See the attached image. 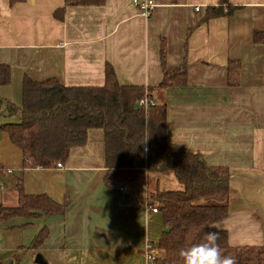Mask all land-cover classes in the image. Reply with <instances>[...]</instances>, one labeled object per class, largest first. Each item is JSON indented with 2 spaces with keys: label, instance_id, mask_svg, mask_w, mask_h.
Wrapping results in <instances>:
<instances>
[{
  "label": "crops",
  "instance_id": "0c3cea01",
  "mask_svg": "<svg viewBox=\"0 0 264 264\" xmlns=\"http://www.w3.org/2000/svg\"><path fill=\"white\" fill-rule=\"evenodd\" d=\"M150 1L155 6L144 16L132 0L94 5L0 0V65L9 69V81L0 84V125L20 121L9 105L20 106L25 76L101 86L110 64L120 85L152 88L151 99L166 104L170 143L202 153L209 165L229 168L228 215L216 222L231 246H262L264 0ZM219 4L223 14L205 19L206 8ZM60 8L62 19L54 16ZM162 40L166 67L187 64L186 85L156 88L163 77ZM231 61L239 64L233 86L227 80ZM22 163L20 149L0 131V206L17 205L15 185L21 179L25 194H46L65 202L66 210L49 218L13 217L0 221V229L36 223L38 232L46 226L45 241L53 240L52 247L100 263L118 255L139 264L145 243H156L163 231L159 212L144 207L149 194L162 184L179 189L172 173H146L144 179L106 188L102 129L89 130L86 143L71 148L61 167ZM139 182L146 186L143 197L134 193Z\"/></svg>",
  "mask_w": 264,
  "mask_h": 264
},
{
  "label": "trees",
  "instance_id": "16d2710c",
  "mask_svg": "<svg viewBox=\"0 0 264 264\" xmlns=\"http://www.w3.org/2000/svg\"><path fill=\"white\" fill-rule=\"evenodd\" d=\"M23 0H9L11 4ZM103 0H75L80 5L100 4ZM222 4L206 8L205 19L223 14ZM63 8L54 12L62 19ZM162 80L156 87L184 86L187 64L166 67L165 44L160 46ZM239 64L230 62L227 80L238 84ZM101 86H65L56 78L41 81L27 76L22 82L20 106L9 105L10 113L19 112L18 123L0 125L23 157V168L50 167L63 163L71 148L83 146L91 129L103 130L104 165L107 169L104 186L112 189L121 184L144 179L146 173H172L180 189L156 187L149 194L150 204L156 205L164 228L158 241L160 256L151 264H183V249L203 242L209 227L228 215V191L231 178L226 166L209 165L203 154L170 143L166 138V104L144 109L138 101L149 91L143 86L120 85L114 69L105 65ZM9 81V69L0 65V84ZM18 203L0 206V221L13 217L49 218L63 216L66 203H57L46 194L27 195L22 181L15 185ZM48 236L43 226L35 234L30 248L39 249ZM222 257H232L236 264H264V245L231 246L224 229L218 232Z\"/></svg>",
  "mask_w": 264,
  "mask_h": 264
},
{
  "label": "rangeland",
  "instance_id": "374dc122",
  "mask_svg": "<svg viewBox=\"0 0 264 264\" xmlns=\"http://www.w3.org/2000/svg\"><path fill=\"white\" fill-rule=\"evenodd\" d=\"M178 185L179 189L182 188L180 184ZM161 186L166 188L163 184ZM134 187H136L135 190L133 189L134 193L139 192L137 197L139 195L143 197L146 189L144 182H139ZM35 226L38 225L34 223V225H28L26 229L21 230L18 229L21 227L0 229V264H39L34 261L37 254L43 257L46 264H132L131 261L128 262V258H119L118 255H115L113 260L109 258L106 263L82 260L77 255L72 257L70 254L62 252L60 248L52 247L53 240L45 241L39 249L34 250L29 246L38 230L35 231ZM143 254L139 264H149L145 258V252Z\"/></svg>",
  "mask_w": 264,
  "mask_h": 264
},
{
  "label": "clouds",
  "instance_id": "9594fccd",
  "mask_svg": "<svg viewBox=\"0 0 264 264\" xmlns=\"http://www.w3.org/2000/svg\"><path fill=\"white\" fill-rule=\"evenodd\" d=\"M209 227L216 231L206 233L203 242L193 244L181 251L183 264H236L234 258L222 257L221 250L216 243L221 224L216 222Z\"/></svg>",
  "mask_w": 264,
  "mask_h": 264
},
{
  "label": "built area",
  "instance_id": "2783aa9c",
  "mask_svg": "<svg viewBox=\"0 0 264 264\" xmlns=\"http://www.w3.org/2000/svg\"><path fill=\"white\" fill-rule=\"evenodd\" d=\"M134 6L138 7L141 10V14L144 16H148L150 14L151 9L155 6V4L150 0H132ZM195 10H199V7L196 6ZM138 105L147 109L150 106L155 105V102L150 97H147V93L145 92V96H143L139 101ZM56 166L61 167V163H56ZM120 189H124V186L120 187ZM146 211H151L152 213H158V209L155 206H152L148 201L144 204ZM145 258L149 261V264L152 263L154 258L160 256V249L156 247L153 242L147 241L144 246Z\"/></svg>",
  "mask_w": 264,
  "mask_h": 264
},
{
  "label": "water",
  "instance_id": "95a60500",
  "mask_svg": "<svg viewBox=\"0 0 264 264\" xmlns=\"http://www.w3.org/2000/svg\"><path fill=\"white\" fill-rule=\"evenodd\" d=\"M127 201H128V200H127V197L125 196L121 203L126 204ZM163 231L167 232L168 229H167V228H164ZM34 261H35L36 263H39V264H46V261L43 259V257H42L40 254H37V255L35 256Z\"/></svg>",
  "mask_w": 264,
  "mask_h": 264
}]
</instances>
